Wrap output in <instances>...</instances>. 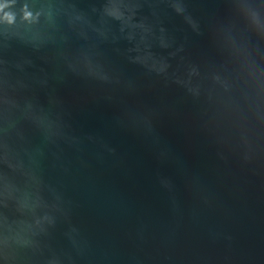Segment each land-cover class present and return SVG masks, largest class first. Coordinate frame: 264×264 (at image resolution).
<instances>
[{
    "label": "water",
    "instance_id": "water-1",
    "mask_svg": "<svg viewBox=\"0 0 264 264\" xmlns=\"http://www.w3.org/2000/svg\"><path fill=\"white\" fill-rule=\"evenodd\" d=\"M0 264H264V0H0Z\"/></svg>",
    "mask_w": 264,
    "mask_h": 264
}]
</instances>
